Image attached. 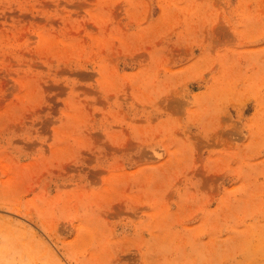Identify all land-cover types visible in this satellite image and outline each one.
I'll return each mask as SVG.
<instances>
[{
	"label": "rangeland",
	"instance_id": "1",
	"mask_svg": "<svg viewBox=\"0 0 264 264\" xmlns=\"http://www.w3.org/2000/svg\"><path fill=\"white\" fill-rule=\"evenodd\" d=\"M0 264H264V0H0Z\"/></svg>",
	"mask_w": 264,
	"mask_h": 264
}]
</instances>
